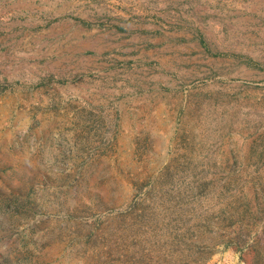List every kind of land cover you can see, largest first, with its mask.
Masks as SVG:
<instances>
[{
    "label": "rangeland",
    "instance_id": "rangeland-1",
    "mask_svg": "<svg viewBox=\"0 0 264 264\" xmlns=\"http://www.w3.org/2000/svg\"><path fill=\"white\" fill-rule=\"evenodd\" d=\"M0 264H264V0H0Z\"/></svg>",
    "mask_w": 264,
    "mask_h": 264
}]
</instances>
